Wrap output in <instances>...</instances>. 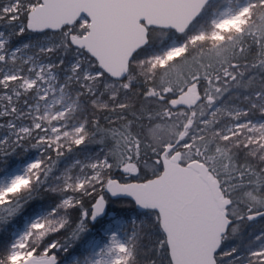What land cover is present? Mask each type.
Listing matches in <instances>:
<instances>
[{"label":"snow or ice","instance_id":"obj_1","mask_svg":"<svg viewBox=\"0 0 264 264\" xmlns=\"http://www.w3.org/2000/svg\"><path fill=\"white\" fill-rule=\"evenodd\" d=\"M27 148L0 226L55 203L0 264H65L109 193L131 234L76 264H264V0H0V156Z\"/></svg>","mask_w":264,"mask_h":264},{"label":"trees","instance_id":"obj_2","mask_svg":"<svg viewBox=\"0 0 264 264\" xmlns=\"http://www.w3.org/2000/svg\"><path fill=\"white\" fill-rule=\"evenodd\" d=\"M3 2H6V0H3ZM31 38V34H28L25 37L15 40L13 43L19 44L21 42L28 41ZM98 150V145L91 146V151L95 152ZM35 156H38V154L35 149L31 148H27L23 152L18 151L17 154H10L7 157L0 156V175H3L7 170L13 168L16 164L25 162ZM64 163L65 161H61V168L64 166ZM114 175H116V177L119 179L121 174L116 172L114 173ZM106 198L109 200L110 203V196L108 194H106ZM118 200L119 202H117L116 207L113 208L117 209L119 214H121L125 219H129L133 215L137 217V210L132 205L128 204L123 198ZM54 203L55 198L50 193L44 191L39 193L38 198L35 199L31 204H29L20 216L16 217L8 225L0 226V247L10 243L12 239V231L16 226H22L28 216H31L42 209H47ZM85 206L90 208L89 202L86 201ZM73 219H75V213L73 215ZM94 227V225L89 223V231L83 235L82 239L77 242L72 249H70L71 255L69 256L68 254L61 253V258L64 259L65 257H68L69 260L70 257L75 255L82 256L84 254V251H86L84 248L85 244L88 243V241L91 240L94 236L95 232L92 230ZM68 260H65V262H67Z\"/></svg>","mask_w":264,"mask_h":264},{"label":"rangeland","instance_id":"obj_3","mask_svg":"<svg viewBox=\"0 0 264 264\" xmlns=\"http://www.w3.org/2000/svg\"><path fill=\"white\" fill-rule=\"evenodd\" d=\"M25 42H27V41H25ZM21 43H22V42H21ZM33 158H38V156L32 157V158L28 159V160L25 161V162H21V163L16 164L13 168L7 170L5 173H9V172L15 170L17 167H19V166H21V165L27 163L28 161H30V160L33 159ZM5 173H4V174H5ZM4 174H3V175H4ZM43 210H46V209H42V210H40V211H38V212H41V211H43ZM38 212H37V213H38ZM35 214H36V213H35ZM35 214H33V215H31V216H28V217L25 219V221H24V223L22 224V226H16V227L14 228V230L12 231V238L15 236L16 232H18V231H22V230H23V228H24V226H25V223H26L27 219H28L29 217L34 216ZM120 215H121V214H120ZM122 219L125 221V224H126V226H127V228H128V232H127V233H124V232H121V233H120V237L123 239V238H125L126 235H130V234H131V228H132V226H133L132 222H133V221H137V217H136L135 215H133L131 218H129V219H125V218L122 216ZM140 219L143 220V218H140ZM110 223H111V222H109V223H105L104 225H103V224H101V225L99 224L98 226H96V227H94V228L92 229L95 233H94V236H93V238H92L91 240L94 239V240L98 243V245L101 246V247L104 246V245L108 242V237H109L108 227H109ZM89 241H90V240H89ZM86 244H87V243H86ZM86 244H85V245H86ZM84 248H85V246H84ZM96 250L98 251L99 248H97ZM84 255H87V252H86V251H84V254H83L82 256L75 255V256L70 257L69 260L72 262V264H76V261H80V260H82ZM65 264H68V261L65 262Z\"/></svg>","mask_w":264,"mask_h":264},{"label":"flooded vegetation","instance_id":"obj_4","mask_svg":"<svg viewBox=\"0 0 264 264\" xmlns=\"http://www.w3.org/2000/svg\"><path fill=\"white\" fill-rule=\"evenodd\" d=\"M108 195L110 196V203H109V200L107 199L108 200V203H107V205H108V207H107V213H106V215L103 218H101L100 220H98V222L96 224H92L95 227L98 226L99 224L100 225L101 224L104 225L105 223L111 222L113 217L122 218V215H120L118 213V210L113 208V207H116L117 202H119L118 199H121V198H113V197H111L110 193ZM110 212H115L116 213L115 216H109Z\"/></svg>","mask_w":264,"mask_h":264},{"label":"water","instance_id":"obj_5","mask_svg":"<svg viewBox=\"0 0 264 264\" xmlns=\"http://www.w3.org/2000/svg\"><path fill=\"white\" fill-rule=\"evenodd\" d=\"M107 207H108V205L106 206V213H107ZM115 214H116L115 212H110L109 216H115ZM105 215H106V214H105ZM105 215H104V216H105ZM104 216H103V217H104ZM103 217H101V218H103ZM101 218H99V220H100ZM96 223H97V222H91V224H96Z\"/></svg>","mask_w":264,"mask_h":264}]
</instances>
